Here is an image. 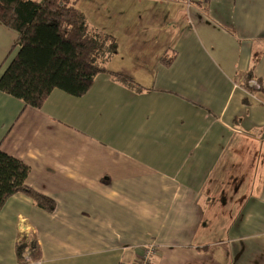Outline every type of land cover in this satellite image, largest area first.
Listing matches in <instances>:
<instances>
[{"label": "crops", "instance_id": "1", "mask_svg": "<svg viewBox=\"0 0 264 264\" xmlns=\"http://www.w3.org/2000/svg\"><path fill=\"white\" fill-rule=\"evenodd\" d=\"M118 50L90 89L42 107L0 91V150L30 167L0 212V264H264V0H78ZM17 33L0 22V74ZM175 53L171 65L161 62ZM134 82L129 85L114 74ZM244 99H248L246 105Z\"/></svg>", "mask_w": 264, "mask_h": 264}, {"label": "trees", "instance_id": "2", "mask_svg": "<svg viewBox=\"0 0 264 264\" xmlns=\"http://www.w3.org/2000/svg\"><path fill=\"white\" fill-rule=\"evenodd\" d=\"M78 0H0V22L17 33V39L5 59L0 74V91L23 101L24 106L40 108L59 89L79 97L85 94L95 78L108 74V63L118 45L113 36L90 25L77 7ZM175 53L161 62L171 65ZM256 56L250 68L239 75L236 83L248 94L264 96V86L255 75ZM135 86L123 74L112 73ZM257 85L258 87L254 86ZM249 105L248 99H244ZM30 167L0 150V212L8 200L23 194L36 206L54 213L57 202L27 185ZM19 264L39 260L41 246L35 234L17 242Z\"/></svg>", "mask_w": 264, "mask_h": 264}, {"label": "built area", "instance_id": "3", "mask_svg": "<svg viewBox=\"0 0 264 264\" xmlns=\"http://www.w3.org/2000/svg\"><path fill=\"white\" fill-rule=\"evenodd\" d=\"M190 1V0H187ZM258 87L257 85H254ZM157 254L156 246L152 242L141 251L140 257L138 258L136 264H152V258Z\"/></svg>", "mask_w": 264, "mask_h": 264}, {"label": "rangeland", "instance_id": "4", "mask_svg": "<svg viewBox=\"0 0 264 264\" xmlns=\"http://www.w3.org/2000/svg\"><path fill=\"white\" fill-rule=\"evenodd\" d=\"M250 95V94H249Z\"/></svg>", "mask_w": 264, "mask_h": 264}]
</instances>
